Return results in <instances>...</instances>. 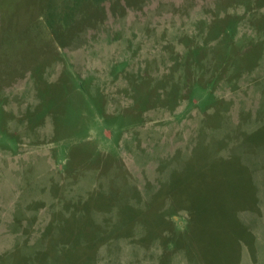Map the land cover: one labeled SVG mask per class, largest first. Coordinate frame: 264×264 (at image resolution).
I'll use <instances>...</instances> for the list:
<instances>
[{
	"label": "rangeland",
	"instance_id": "rangeland-1",
	"mask_svg": "<svg viewBox=\"0 0 264 264\" xmlns=\"http://www.w3.org/2000/svg\"><path fill=\"white\" fill-rule=\"evenodd\" d=\"M0 264H264V0H0Z\"/></svg>",
	"mask_w": 264,
	"mask_h": 264
}]
</instances>
